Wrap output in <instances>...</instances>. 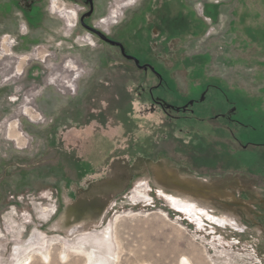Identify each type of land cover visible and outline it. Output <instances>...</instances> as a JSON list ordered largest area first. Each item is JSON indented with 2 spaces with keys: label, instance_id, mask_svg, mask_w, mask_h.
Masks as SVG:
<instances>
[{
  "label": "rangeland",
  "instance_id": "obj_1",
  "mask_svg": "<svg viewBox=\"0 0 264 264\" xmlns=\"http://www.w3.org/2000/svg\"><path fill=\"white\" fill-rule=\"evenodd\" d=\"M18 1L0 0V264H264V85L240 91V51L128 46L157 86L80 26L85 5ZM217 1L215 25L203 0H93L89 24L129 43L167 7L203 41L248 2Z\"/></svg>",
  "mask_w": 264,
  "mask_h": 264
},
{
  "label": "crops",
  "instance_id": "obj_2",
  "mask_svg": "<svg viewBox=\"0 0 264 264\" xmlns=\"http://www.w3.org/2000/svg\"><path fill=\"white\" fill-rule=\"evenodd\" d=\"M216 1L203 0L206 4H219ZM219 5L220 7L216 11L215 21L212 22L214 25L220 18V14L223 15L221 18L225 17L223 13L226 7L222 4ZM190 20H192L190 17H186L185 22H181L182 26L176 33L177 35H169L168 40L173 38H177L180 41L188 38L197 39L198 45L202 44V46L206 41L207 43L204 45L206 49L202 51L208 52L203 53L200 56L201 59L207 56L211 58V53L214 51H220L225 56L230 51H240L236 56L239 55L237 58L240 59L241 66H244L245 69H251L253 76L250 79L243 80V83L240 85V91L245 96L251 93L258 97V91L264 85V0L240 2L237 16H232L230 20L223 21L222 24L219 22L220 25L214 27L216 31L203 41L205 31L202 28V24H199L200 21L198 20H193L194 22ZM165 42L164 44H166ZM195 58L198 57H194V60ZM196 63L198 69H200L201 65L199 61ZM254 72L255 74H253ZM254 88L257 89L254 91ZM259 95L264 97L262 93H259Z\"/></svg>",
  "mask_w": 264,
  "mask_h": 264
},
{
  "label": "flooded vegetation",
  "instance_id": "obj_3",
  "mask_svg": "<svg viewBox=\"0 0 264 264\" xmlns=\"http://www.w3.org/2000/svg\"><path fill=\"white\" fill-rule=\"evenodd\" d=\"M37 1L38 0H20V1L15 3V6L17 8H20L23 15H26V14L29 15L30 14L31 16H33L35 14V11H36L35 4ZM68 1H70V0H68ZM73 2L81 3V4L85 5L86 8H88V11L81 16V17H83V23H81L79 21L80 26L83 27L86 31H88L90 33V35L96 37L102 43L106 44L107 46H111L120 52L121 49L118 46L112 45V44H109V43H106V42L100 40L95 34L91 33L87 29V28H91V29H95V28L91 27L89 24V21H90L92 14H93V11L90 15H87L90 8H89V5L86 3V1L85 0H78V1H73ZM25 3H27V5H28V7L26 6V8L24 7ZM161 7L163 8V6H161ZM177 13H178V11H176L175 13H170L169 9L167 7H164L162 11H159V14H160L159 21L156 23H150L146 26L148 29L146 37H144L140 31V32H138V38L134 41V39H132V37H131L132 34L129 33V35H127L129 43H124L123 41L121 42V41L116 40L115 38H113L107 34H104V33L103 34L107 37V39L110 42L120 44L123 47L124 51H126V48L128 46H131V48L135 47L137 49L138 48L142 49V51H146L148 53V55L150 56V58H152V57H154V54H151V53H153V51H156L155 48H157V47L153 48L152 43L155 46L159 45V43L160 44L162 43V45H163V43L168 40L169 35L175 34V32L177 33L180 30L179 29L180 27H178V29H176V31L174 32L175 25L181 24V22L175 24L173 21L175 16L177 18L176 21H178L180 19V16L179 15L177 16ZM144 23L145 22L143 21V30H145ZM95 30L98 31L97 29H95ZM153 31H155V33H156V35H154V37L152 36ZM99 32H101V31H99ZM120 54H121V52H120ZM131 57H133L137 60V58L134 55H131ZM122 58H124L125 60H127L130 63H133L134 67L137 70L148 71V72H151L152 74H154L158 78L157 86H160L162 84V82H163L162 75L163 74H160L155 69V66H157L156 64H154V63L152 64V62H150V61H144V63H140L138 61V65H136L132 59H126L123 56H122ZM160 70H162V69H160ZM151 91L149 92L150 96H152ZM152 100L153 101L155 100L154 102L159 104L161 106V108H163V111L167 114L165 108L159 103V100H156V99H152ZM190 104H192V101L188 103V105H190ZM186 105H184L182 107H177V108L174 107L173 110L178 111L179 113L183 112V111H188V109H185V107H187ZM232 114H235V111ZM228 119H231V117H228ZM226 130H228V129H226Z\"/></svg>",
  "mask_w": 264,
  "mask_h": 264
},
{
  "label": "water",
  "instance_id": "obj_4",
  "mask_svg": "<svg viewBox=\"0 0 264 264\" xmlns=\"http://www.w3.org/2000/svg\"><path fill=\"white\" fill-rule=\"evenodd\" d=\"M70 1H78V0H70ZM85 1H86V3L89 5V8H90V10H89V12H88L87 15H90V14L92 13V11H93V0H85ZM79 21H80L81 23H83V17H81V18L79 19ZM87 29H88L91 33L95 34L100 40H102V41H104V42H106V43H109V44H112V45H116V46H118V47L121 49L120 52H121V55H122L123 57H125L126 59H132V60L135 62V64L138 65V61H137L135 58H133V57L128 56V55L125 54L124 49H123V47H122L120 44L110 42V41L107 39V37H106L102 32L96 31L95 29H91V28H87Z\"/></svg>",
  "mask_w": 264,
  "mask_h": 264
},
{
  "label": "bare ground",
  "instance_id": "obj_5",
  "mask_svg": "<svg viewBox=\"0 0 264 264\" xmlns=\"http://www.w3.org/2000/svg\"><path fill=\"white\" fill-rule=\"evenodd\" d=\"M136 193L137 192H135V198L136 199H138L137 198V195H138V193H137V195H136ZM141 198V197H140ZM170 198V197H169ZM172 200V201H171ZM177 200V199H176ZM169 201H171V202H173L174 200L173 199H170V200H168V202ZM180 201V200H179ZM178 202V201H177ZM181 202V201H180ZM174 203V202H173ZM173 203H171V204H173ZM178 204H180V205H183L184 203H178ZM178 204H174L175 206L177 205V207H178ZM179 205V206H180ZM187 205V204H186ZM185 205V207H188V206H186ZM213 219L215 220V221H217V222H219L220 224H224V225H229V226H234L235 224H234V221H232L230 218H228V217H213ZM35 244V243H34ZM79 251V253H81L80 252V250H78ZM43 255V254H42ZM89 255H91L92 257H93V255L92 254H90L89 253ZM44 256V255H43ZM65 257V256H64ZM43 259L44 260H46L47 258L46 257H43ZM30 262V263H29ZM31 262H32V256L30 255V256H27V258H21L18 262H16L17 264H31ZM94 263V262H93ZM15 264V263H14ZM184 264H186V263H184Z\"/></svg>",
  "mask_w": 264,
  "mask_h": 264
},
{
  "label": "built area",
  "instance_id": "obj_6",
  "mask_svg": "<svg viewBox=\"0 0 264 264\" xmlns=\"http://www.w3.org/2000/svg\"><path fill=\"white\" fill-rule=\"evenodd\" d=\"M201 12H202V10H199V14H201ZM206 19V21L208 22V23H210L209 22V19H207V18H205Z\"/></svg>",
  "mask_w": 264,
  "mask_h": 264
}]
</instances>
